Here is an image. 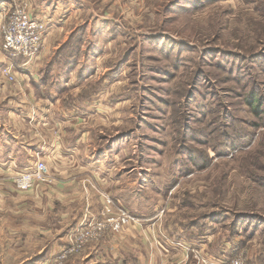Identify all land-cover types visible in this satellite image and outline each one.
Masks as SVG:
<instances>
[{
  "label": "rangeland",
  "instance_id": "1",
  "mask_svg": "<svg viewBox=\"0 0 264 264\" xmlns=\"http://www.w3.org/2000/svg\"><path fill=\"white\" fill-rule=\"evenodd\" d=\"M69 1H78L79 34L63 51L73 32L44 49L52 28L42 20V49L13 82L2 75L9 62L0 35V107L21 111L5 114L7 134L36 146L42 159L52 131L78 144L82 158L44 162L47 181L28 191L15 180L30 163L17 176L0 174V264H25L45 251L52 255L39 264H81L105 237L131 229L146 236L143 221L153 220L227 242V258L213 260L264 264V0ZM59 57L75 59L64 74ZM35 85L41 100L32 96ZM250 95L259 101L254 108ZM61 168V204L45 201ZM114 207L138 222L113 232ZM90 224L101 230L82 232ZM80 233L101 237L61 258ZM154 245L161 256L165 244Z\"/></svg>",
  "mask_w": 264,
  "mask_h": 264
},
{
  "label": "crops",
  "instance_id": "2",
  "mask_svg": "<svg viewBox=\"0 0 264 264\" xmlns=\"http://www.w3.org/2000/svg\"><path fill=\"white\" fill-rule=\"evenodd\" d=\"M12 1L13 0H0V22L4 10L7 6L11 5ZM26 1L32 5L34 17L40 21H45L52 28V30L48 33V38L45 39L44 49L50 48L51 42L56 40V38L62 39L63 37V41H65L70 33H72L80 24V21L78 20L79 18L77 17L78 14H75L74 12V5H77L78 1ZM44 56L42 51L41 57L42 59L44 58L43 61L45 60ZM34 76L39 78L40 75H37L36 72H34ZM4 94L5 93L0 91V97H4ZM32 96L38 98L37 93H33ZM14 97L16 98L15 94ZM41 99L43 98H38V100ZM1 112L4 113V117L1 116ZM6 113L10 116H12V114H17L16 118H19L18 113H21V111L18 110L17 113L14 108L6 109L4 107H0V174L5 172L7 176H17L21 173L23 163H30V166H33L37 160L46 162L47 166L52 162H56L57 164L60 163L63 166H66L70 159L71 162H78L82 160L81 155H79L80 146L78 144L70 145V143L64 139V136L53 139L54 136L52 131L49 132V139L44 142L46 150L48 149L46 153L47 156H42V159H39L35 153H32V151L37 149L36 146L32 149L31 145L28 147L14 134H7V131L11 130V126L6 123ZM14 125L17 126L16 121H14ZM25 142H27V140H25ZM70 147L74 148L70 149ZM54 176L58 180V183H54L55 188L53 187V189L44 193L46 197L45 201L48 199L49 201L53 200L54 203L56 202L61 204L59 201L61 200L60 197L63 198V194L58 186L65 185L66 182L63 180H65L66 177H64L62 168L61 172ZM71 180H74V178ZM58 199L59 201H55ZM150 222L153 223L150 224ZM143 223L145 229L151 232L150 234H147L146 236L141 235L142 237H139L141 232L138 229H131L129 230V233L117 234L120 237L119 239L116 238L113 240L111 236H107L103 241L97 244V247L87 249V253H85V255L82 254L81 264H166L170 259H176L177 261L174 262H177V264H198V261L194 258V254L190 252L197 250L200 251L203 254L202 256L206 258H212L213 256H221L225 259L227 258L225 255L229 250V244L227 242H221L218 244V240H216L215 237L216 235L213 233L198 236L195 228L189 226V231L187 232L184 227H177V223L174 222L166 223L165 221V223L160 224L159 220H153L149 222L143 221ZM148 237H150L153 241L146 242V238ZM176 237L178 238L177 249L173 244L175 243L173 240ZM119 240H121L120 242L126 241L125 245L123 243L118 244L117 242ZM131 241H133V243L129 244ZM155 242L165 244L164 250L162 252L160 251L161 256L157 255L156 252L153 251L156 247L154 245ZM171 244H173L172 247ZM50 253L51 252L49 251H45V253H42L40 256L37 255L34 259L31 258L25 261V264H39L44 261L47 262L52 255ZM190 260H193V262L188 263Z\"/></svg>",
  "mask_w": 264,
  "mask_h": 264
},
{
  "label": "built area",
  "instance_id": "3",
  "mask_svg": "<svg viewBox=\"0 0 264 264\" xmlns=\"http://www.w3.org/2000/svg\"><path fill=\"white\" fill-rule=\"evenodd\" d=\"M47 25L42 21L30 16L28 11L27 1H16L14 6L8 11L6 9L3 12V16L0 22V35L2 39L1 51L6 56L9 65L2 69V75L9 81H14L15 70H24L25 67L30 66L37 56L39 55L46 32ZM15 63H19L16 65ZM48 178V171L43 161L37 160L32 168L20 174L15 180V186L21 191H28L35 187V184L45 183ZM109 199V198H108ZM107 205L110 207L111 203L107 200ZM112 205L115 206L112 202ZM116 208L117 219L109 218L108 224H110L113 232L120 231L121 229L127 228L131 223L138 220L130 215L123 208ZM109 215V211L102 212V216L106 217ZM110 215H112L110 213ZM91 225V224H90ZM82 230L96 232L101 230V226L91 225ZM89 234L80 233L75 237L74 247L69 251H65L61 258H64L66 254H70L74 248H80L84 241H88L91 238L95 240L99 239ZM97 238V239H96ZM82 248V247H81ZM194 258L198 261V264H245L244 259L241 257L231 259L228 261L224 260H213L212 258H205L194 251Z\"/></svg>",
  "mask_w": 264,
  "mask_h": 264
},
{
  "label": "trees",
  "instance_id": "4",
  "mask_svg": "<svg viewBox=\"0 0 264 264\" xmlns=\"http://www.w3.org/2000/svg\"><path fill=\"white\" fill-rule=\"evenodd\" d=\"M80 29V28H79ZM79 32H80V30H76L75 32H73L72 34H71V36H70V39H69V41L66 43V45H64L63 46V48H62V50L61 51H63V50H65L66 48H68L69 47V45L73 42V38H74V36L75 35H77V34H79ZM61 53V52H60ZM59 53V54H60ZM59 60H62L63 62H61V63H64V62H66V63H64V65H65V67H63L62 69L63 70H61L60 72H62V74H64V72L66 73V71H65V69L67 68V67H70V66H73L74 64H75V59H70V61H68L69 59H64V58H58ZM47 75V77L49 76L48 74H46ZM35 84V83H34ZM40 84L41 85H44V86H48L49 84H48V80H46L45 79V77H44V74L43 75H41V79H40ZM51 86H53V83L51 84ZM35 88V91H36V93H37V95L41 98V97H45V96H43L42 95V93H40L41 91L39 90L40 88L38 87V86H34ZM247 102H248V105L249 106H251V107H255L258 103H259V101L258 102H256V100H255V97L253 96V95H250L249 97H248V99H247ZM258 108V107H257Z\"/></svg>",
  "mask_w": 264,
  "mask_h": 264
}]
</instances>
